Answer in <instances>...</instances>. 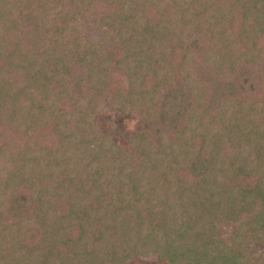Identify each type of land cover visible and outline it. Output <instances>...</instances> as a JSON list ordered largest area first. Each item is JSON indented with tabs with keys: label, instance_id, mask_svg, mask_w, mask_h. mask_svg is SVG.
Here are the masks:
<instances>
[{
	"label": "trees",
	"instance_id": "trees-1",
	"mask_svg": "<svg viewBox=\"0 0 264 264\" xmlns=\"http://www.w3.org/2000/svg\"><path fill=\"white\" fill-rule=\"evenodd\" d=\"M153 255L264 264V0H0V264Z\"/></svg>",
	"mask_w": 264,
	"mask_h": 264
},
{
	"label": "rangeland",
	"instance_id": "rangeland-1",
	"mask_svg": "<svg viewBox=\"0 0 264 264\" xmlns=\"http://www.w3.org/2000/svg\"><path fill=\"white\" fill-rule=\"evenodd\" d=\"M98 123L100 127L107 131L112 139L117 141H122V129L124 127L130 128L133 121L126 120L125 122H120L118 117L115 116L112 112L107 114H102L99 116ZM130 264H166L165 261L159 259L156 255L149 257H135L132 259Z\"/></svg>",
	"mask_w": 264,
	"mask_h": 264
}]
</instances>
